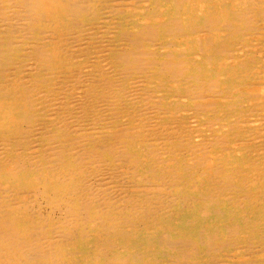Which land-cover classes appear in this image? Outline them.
<instances>
[{
  "label": "bare ground",
  "instance_id": "6f19581e",
  "mask_svg": "<svg viewBox=\"0 0 264 264\" xmlns=\"http://www.w3.org/2000/svg\"><path fill=\"white\" fill-rule=\"evenodd\" d=\"M134 1L0 0V264H154L132 252L133 237L142 236L144 223L153 228L150 218L165 216L192 199L185 190L197 183L200 169L206 167L209 176L216 175L210 179L214 187L205 195L213 205L233 194L235 177L245 178L212 155L213 146L227 148L223 147L227 137L216 130L210 136L202 134L203 127L212 131L239 113L236 109L226 113L235 105L232 89L223 83L227 70L194 71L193 59L173 49L179 46L173 39L186 29L195 34L228 30L241 38L263 34L259 22L264 20V0H212L216 4L200 9L197 16L182 15V10L165 19L163 12L162 17L155 13L156 21H147L135 32L120 22L113 31L116 19L136 16ZM174 1L180 7L186 0ZM104 17L103 34L113 32L94 60L93 50L103 36L87 25ZM226 46L219 44L214 54L234 50ZM153 76L177 87L158 95L160 87L153 86L157 83ZM142 81L143 85L135 84ZM260 89L252 109L257 119L264 110L263 83ZM172 96L179 98L172 101ZM189 116L195 118L191 123L185 121ZM202 117L207 119L202 122ZM238 121L232 118L235 134ZM198 136L202 139L194 140ZM225 230L210 235V240V236L188 239L177 231L172 238L162 235L160 242L177 251L175 264L188 263L196 253L210 256L215 251L220 258L224 246L228 250L237 243L241 248L246 245L224 241L237 234L235 229Z\"/></svg>",
  "mask_w": 264,
  "mask_h": 264
},
{
  "label": "rangeland",
  "instance_id": "374dc122",
  "mask_svg": "<svg viewBox=\"0 0 264 264\" xmlns=\"http://www.w3.org/2000/svg\"><path fill=\"white\" fill-rule=\"evenodd\" d=\"M151 1H153V2H151ZM161 1L162 0H158V2H156V0H142V1H140V0L136 1L135 0L134 1V5L135 6L133 7L132 11H133V14H135L136 16H132L131 17V15H129L127 18H124L122 20L119 19V18L116 19L115 20L116 22L114 21L115 23L112 24L113 25L112 26V30L114 31V29L119 28L118 25H119V22H120L121 24L122 23L124 24V25L122 24L124 27L125 26H128V27L130 26L131 31L133 29H135V30L132 31V32H135V31L139 30L141 25L146 23L147 21H148L147 23H151L153 21H156V18L154 16V15H156L155 13H157L158 15H161V17H162V15H163L162 12H163L164 16H165V17L163 16V18L166 19L167 15L169 13L174 15V12L178 13V12L183 10V12L181 13L182 15H187V16L192 17V16H197L201 12L200 9H202V8H204L206 6L209 7L211 5L216 4V2H213L212 0H208V1L206 0L204 3L202 2L203 0H194V1L193 0H186V1H184V3L182 2V5H180V7H179V6H177V3L174 0H166L168 3H164L165 1H162L163 3H161ZM199 2H200V4H199ZM112 3H116V2L112 1ZM158 4H160V5H158ZM196 4H198V5L195 6ZM190 5H192V6H190ZM137 6H139V7H137ZM140 6H142V8ZM157 6H160V7H157ZM188 6L190 7L189 10H188ZM235 6L238 7L239 4H235ZM145 8H147V9H145ZM168 8H169V10H168ZM135 9L139 10V11H136ZM141 9H143V10H141ZM146 10H148V11H146ZM192 10H193V12H192ZM145 11L147 13H145ZM150 11L152 12V14H151ZM198 11H200V12H198ZM145 14H147V15H145ZM149 14H150V16H149ZM142 15L145 18L142 17ZM150 18L151 19L154 18V20H151ZM126 20H128V21H126ZM132 20H133V23L131 22ZM143 21H145V22H143ZM102 22H103V24H100ZM92 25H93V28H92ZM94 25L95 26L97 25L96 29H95ZM106 25H107V21H106L105 17H104L103 20L99 19V21L97 20V21H94V23H92L91 25L90 24L87 25L88 29L97 30L98 32H101L102 33L101 35L103 36V38H101L100 41H99L100 43L97 42V44H96V51H94L95 49L93 50V52H95L93 54V57H95V58H93L94 60L96 59V57H98V55L102 54V50L104 49L105 45L108 43V41H107L108 37L112 36L111 33L113 31L109 32L108 34H103L102 31L104 29H103L102 26H106ZM114 25H116L117 27L116 26L114 27ZM122 25L120 27H123ZM259 25L260 26L262 25L261 27H263L264 26V20L259 22ZM262 32H264V30ZM190 34H192V35H190ZM176 36H177L176 39L174 38L173 41H174V44L175 43L179 44V46H178L179 48L175 47L176 46V44H175L173 49H176V50L177 49H181V51H183L185 54H187V56H185L186 58L193 59L190 65H191V67H192V69L194 71L196 69H199V70L206 69L208 73H209V71H212V70H214L215 72H217V71L220 72L222 70V67L227 70L226 71V78L223 77V79H224L223 83H225V85H226L225 87H228V88L232 89V92L234 94H233V99H231V101L235 105H232L231 106L232 108L228 107L227 108L228 110L226 111V113L227 112H228L227 114L235 113V109L239 111V113L237 115H235V116H232V118H234V120H236V121H238V120L240 121V122L238 121L239 122L238 123L239 129L237 130L240 135L239 134H235V132L231 130V126H233V124H234V123L231 124L232 123V118L225 119V123L226 124L224 123L223 126H222L223 123L222 124L218 123L216 125V127L212 131L209 128L203 127V129L206 130V131H203V129H202L198 133H202V131H203L202 134L210 136V134L212 132H214V130H216V134H221V135L226 136L227 137V141L225 142V146H223V147H227V148H224L223 150H220V148H218L217 146H213V148H212V153L213 154L212 155L214 156V159H216L217 161L219 159H220L219 161L222 160L221 163L223 162L222 164L225 165L226 167H228V168H232V167L234 168L235 167V169L237 171L243 173V175H244V177L246 179L242 178V177H240V179L235 177V179L232 180V181L234 183H236L235 185L237 187L236 186L233 187V190H234L233 194H229L227 196L219 198V202L215 203V205H213L211 200L207 199L205 197V195H208V193H210L211 189L214 187L213 182H211V180H213L212 178H215L214 176H216V175H214L212 173V175L209 176L210 170L207 169L206 167L204 169H200L199 172H197L195 174V178L197 179V183L192 186V182H191V184L188 185L186 187V190H185L186 193L188 192L187 195H189V197H191L192 199L190 201H186L187 203H181L180 205L175 206L165 216L161 215V217H159V218L158 217L150 218L149 219L150 221H149L148 225H152L153 228H148V226H146L145 223L142 224L140 226L141 227V231H143V232H141L142 236H140V237L135 236L136 238L133 237V242L136 244V248H132L131 250H134L132 252H135L137 254L140 252L139 254H141V255H139V256H141L144 261H147V259H148V262H151V263H154V264L155 263L156 264H164V263L165 264H175V262L172 260L173 253H174L175 250H173L171 248H167L166 246H164L163 245V244H165L164 241L160 242V241H162V237H161L162 235L164 237H171L178 231L179 235L183 234L182 236H187L188 239H196V237H200V236H206V237H209L210 235L214 236L215 234H218L219 231H222V230L225 231V232L222 231L221 233L225 234V233H227V231L225 229L231 228L233 230L235 229L236 230L235 232L237 234L231 236L232 238L226 236L224 238V241L228 240V242H230L232 245L234 243H236L237 241H242L244 243V245L246 244L245 247H242V248L241 247H237V245L239 244V243H237L235 245L236 248H230V249L227 250V248L224 246L223 248L225 250L222 249V251L219 253L222 256V257L220 256V258L219 257L217 258V255H215V253H213L215 251H211L210 256L205 254V253H201V254L196 253V256H193L192 258H190L188 260V263H186V264H189V263L192 264V262H193V264H197V262H198V264L199 263L200 264H202V263L203 264H213V263H215V261H217V259L218 260H220V259L223 260V262H221L220 264H223V263L224 264H246L247 262L249 264H264V255H263L264 254V204H263L264 203V171H263L264 170V151H263L264 150V130H263L264 129V120H263V118H264V110H263V112H261V116H259L258 119H257L256 115H253V112H252V109L255 108L256 102L258 100L257 96L260 95L261 84L263 83V85H264V74H263L264 73V71H263L264 70V65H263L264 64V33L260 34V35L259 34H250V36L247 35L246 37L241 38L240 34H236L234 36H231L230 35V31H228V30H217L214 33L205 32L204 31V32H198V33L195 34V33H192L190 29H186V33H182V35H180V36L178 34ZM178 37H180V39ZM183 37H186V38H183ZM177 38H178V40H177ZM245 39H247V40H245ZM176 40H177V42H175ZM104 42H107V43H104ZM193 42L196 45L193 46L192 45ZM223 42L226 43V45H227L226 48L227 49H234V50L228 51L227 52L228 54L227 53L224 54L225 56L224 55H222V56L221 55L220 56L215 55L214 52H216V47L219 44H223ZM229 44H231V46L228 47ZM256 45H258V47ZM249 46H250V48H249ZM151 49L156 50L158 52L159 51L161 52V50H162L159 47H157V49H156L155 46L154 47L151 46ZM195 49H196L197 52L195 51ZM211 49H213V50H211ZM236 50H238L242 54L238 53V51H236ZM200 51L201 52L203 51V52L199 53ZM211 53L213 54L212 58H209V55ZM233 54H234V56H233ZM235 54H236V56H235ZM161 56H162L161 54L158 55V58L159 59L163 58V56L162 57ZM91 58H92V56H91ZM93 59H92V61H94ZM213 59H214V61H213ZM248 59H249V61H248ZM204 64H206V65H204ZM257 64H258V66H257ZM253 67H258V68L257 69L254 68L253 69ZM208 69H210V70H208ZM261 73H262V75H261ZM152 80L155 81V80H157V78H155V76H153ZM237 81H238V83H237ZM135 84L143 85V81L139 82V83H135ZM158 84H159V86H158ZM254 84H255V86H254ZM153 86L160 87L158 95H161L164 91H167L168 87L175 88L176 84L173 83V82H170V81H166L164 79H159V80H157V83L155 85H153ZM253 90H255L256 92L253 91ZM174 97L175 96H172V101L173 100H177L179 98V97L178 98L177 97L174 98ZM242 98H243V100H242ZM254 101H256V102H254ZM193 104H194V101H193ZM242 108H244V109H242ZM249 110H251V111H249ZM182 114H183V112L181 111L178 115H182ZM245 115H247V116H245ZM206 119H207L206 117H202V122H204ZM191 120H195V118H191L189 116L188 120L185 119V121L187 123H191ZM202 122L199 125H201ZM222 122H224V120ZM259 126L263 127L261 129V131L258 130L260 128ZM222 127H223V129H222ZM253 128L257 129L258 133H255V132L253 133ZM208 130L211 131V132H209ZM219 132H221V133H219ZM222 132H223V134H222ZM240 137H241V140L244 138L246 141L244 139L241 141ZM256 137H258V138H256ZM195 138L196 139H194V140H196V141L202 139L201 136H198V138L197 137H195ZM252 138H254V139H252ZM228 141H230V142H228ZM241 144H243V145H241ZM236 145L239 148L240 147L241 148L239 149L238 147H236ZM252 150H253V152H252ZM219 151H220V153H219ZM217 153H219V154H217ZM253 153H255V154H253ZM246 155L247 156L249 155V156L247 157ZM233 157H235V158L233 159ZM247 159H249V160H247ZM217 161H215V162H217ZM251 166H252V168H251ZM238 173L231 174V175L235 176ZM245 174L247 175V177L245 176ZM225 176L229 177V174H227ZM253 177H255V178H253ZM248 186L250 187V189H249ZM209 188H211V189L209 190ZM250 193H251V195H250ZM234 195H236V197ZM196 196H199V197H196ZM234 198L236 199V201H235ZM254 198H255V200H254ZM231 199H233V200H231ZM261 200H262V202H260ZM188 202H189V204H188ZM223 202H224V204H223ZM247 205H250V206L248 207ZM190 206H192V207H190ZM177 210H178V212H177ZM177 214H178V216H177ZM218 214L221 215V216H219ZM219 217L220 218L223 217V219L221 218V221H220ZM238 217H239V219H238ZM167 218H169V219H167ZM154 225H155V228H154ZM227 225H229V228H226ZM145 226H146V228H144ZM168 226H169V228H167ZM221 226H222V230H221ZM193 227H194V229H193ZM160 228H161V233L158 232ZM240 229H242L241 230L242 232L240 231ZM155 230H157V232L159 234ZM180 230H181V232H180ZM203 231H205V233ZM241 233H242V235H241ZM236 235L237 236L240 235V237H237ZM150 236L152 238H150ZM212 236H210L209 240L211 239ZM137 238H140L141 240L137 239ZM145 238L148 239V240L145 241ZM119 241L120 242H124L123 239H120ZM147 242H148V244H147ZM223 242H221V243H223ZM143 244H145V245L143 246ZM149 245H151V246H149ZM249 246H251V249L248 248ZM88 247H89V245H87V247L82 248V249L86 250ZM253 247H255L256 249H254L253 252H252V248ZM156 248H157V251H156ZM183 249H188V247L183 248ZM175 252H177V251H175ZM90 253L91 252H89V253H87L85 255L79 254V256L81 258H83L84 256H86V255H88ZM240 253H242V254H240ZM198 257H199V259H198ZM160 259H162V260H160ZM208 260H211V261H208ZM224 260H226V261H224ZM215 264H219V263L216 262Z\"/></svg>",
  "mask_w": 264,
  "mask_h": 264
}]
</instances>
